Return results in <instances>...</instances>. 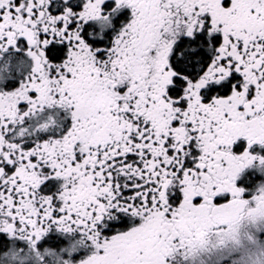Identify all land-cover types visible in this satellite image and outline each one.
Wrapping results in <instances>:
<instances>
[{
    "label": "snow or ice",
    "instance_id": "6c2138e0",
    "mask_svg": "<svg viewBox=\"0 0 264 264\" xmlns=\"http://www.w3.org/2000/svg\"><path fill=\"white\" fill-rule=\"evenodd\" d=\"M257 239L264 0H0V264H264Z\"/></svg>",
    "mask_w": 264,
    "mask_h": 264
},
{
    "label": "flooded vegetation",
    "instance_id": "af4514ba",
    "mask_svg": "<svg viewBox=\"0 0 264 264\" xmlns=\"http://www.w3.org/2000/svg\"><path fill=\"white\" fill-rule=\"evenodd\" d=\"M13 251H15V248H13ZM53 250L48 248V246H45V249L40 250V255H49L51 254ZM34 264H39L38 261H34Z\"/></svg>",
    "mask_w": 264,
    "mask_h": 264
},
{
    "label": "rangeland",
    "instance_id": "374dc122",
    "mask_svg": "<svg viewBox=\"0 0 264 264\" xmlns=\"http://www.w3.org/2000/svg\"><path fill=\"white\" fill-rule=\"evenodd\" d=\"M256 243H257L258 246L264 247V241H260V240L257 239Z\"/></svg>",
    "mask_w": 264,
    "mask_h": 264
}]
</instances>
